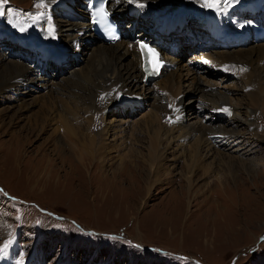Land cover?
<instances>
[{
    "label": "rangeland",
    "instance_id": "obj_1",
    "mask_svg": "<svg viewBox=\"0 0 264 264\" xmlns=\"http://www.w3.org/2000/svg\"><path fill=\"white\" fill-rule=\"evenodd\" d=\"M43 2L44 0H8L2 8L12 14L10 19L13 22L20 24L28 13L41 12ZM260 3L264 4V0ZM195 6L200 9V6ZM255 22L264 25V5H256L252 22L244 26L242 34L244 39L245 36L250 38L249 42L237 38V43H246L242 49L264 43V34L260 36L259 42L253 41ZM249 27L252 29L250 32ZM1 46L0 54L11 57ZM61 47L64 48L63 52L67 50L65 46ZM231 49L221 51H232ZM65 56V62L54 67L55 69H67L77 64L83 70L86 69L87 59L83 62L80 55H72L68 60V56ZM188 65L186 59L179 62L182 78L178 92L186 101L193 97L195 99L188 106L191 109L187 108V112H184L185 122L182 124L209 125V119L199 121L202 114L197 111V106L200 103L208 104L209 98H201L200 95L212 91L222 94L228 88L243 90V82L235 78L221 81L220 75H201L198 83V79H193L194 76L187 71ZM54 77L57 80L60 78L59 83L69 81L78 85L76 92L81 99L80 107L87 103L84 99L90 86L84 83L83 78L80 80L67 72L56 73ZM194 83H197L203 93H192ZM151 85L148 91L140 88L130 90L139 103H134V108L116 107L115 104L107 108L101 104L92 107L95 110L94 131L98 132L105 126L111 127V139L114 142L108 155V161L112 165L108 164L104 170L105 175L109 174L114 178H108L111 189L108 195L103 193L105 195L102 196L98 194L97 187L103 179L94 176L95 171L99 175L101 169L98 164L99 168L96 167L94 161L89 162L83 170L78 167L76 150L37 149L45 147L50 129L53 128H49V133L37 140L32 139L25 150H17L19 157H14L13 146L17 141L11 137L27 121H21L14 127L7 126L6 123L21 101L32 103L33 99L21 91L7 90L0 93V115L4 113L0 118V246L3 247L0 264H12L6 250L14 255L18 264H264V145L261 142L249 143L248 146L245 144L247 141L244 142L246 137L241 135L242 148L246 146L257 160V174L248 177L238 171L237 188H232L231 191L219 190L213 186L216 180L214 171L217 169L214 168L205 177H200L196 170L193 195L186 194V200L176 198L175 202L171 201L179 195L180 187L185 186L182 179L183 161L187 160L188 152L182 155L181 151L187 146L178 148V152L167 158V166L170 163L174 166L168 177L170 179L166 180L161 176L162 182L155 185L149 194L143 190L136 174L133 173V177L118 176L117 172V176L111 175V171L119 163L125 167L128 161H132V150H145L147 139L142 134L143 131L138 130L142 129V121L152 106L148 99L161 92V89H153ZM259 87H264V84L259 83L257 88ZM28 88L33 89L34 84H29ZM243 98L233 95L227 103L235 107L236 100L246 103ZM193 108L195 110L189 114ZM35 111H40L38 102L23 117L26 118ZM110 119L116 122L112 126L108 125ZM254 120L257 133L262 136L264 123L260 122L264 121V117L258 112ZM84 127L79 125L82 131ZM246 130L243 125L240 133H245ZM59 137L61 136L57 134L54 139L58 140ZM61 140L69 142L68 138ZM50 147L53 148V145ZM133 161L138 164L137 159ZM36 166L39 172L35 176L33 170ZM87 173L91 175L89 193L85 187H80L85 184ZM219 174L221 176L218 177L227 183L229 178H225L220 172ZM229 186L232 187L233 184L230 183ZM257 243L258 248L255 249ZM5 258L6 261L1 263Z\"/></svg>",
    "mask_w": 264,
    "mask_h": 264
},
{
    "label": "bare ground",
    "instance_id": "obj_2",
    "mask_svg": "<svg viewBox=\"0 0 264 264\" xmlns=\"http://www.w3.org/2000/svg\"><path fill=\"white\" fill-rule=\"evenodd\" d=\"M122 1L124 4L133 1L135 3L155 4L164 7H171L175 4L174 9L179 11L199 9L195 5L201 6L199 0ZM62 3L68 5V7H78L80 0H44L43 5L41 4L40 6L42 8L41 13L50 11L56 19V32L60 36V45L67 48L63 53L68 56V60L72 55L73 57L80 55L83 62L87 59L88 65L85 70L80 67V64L76 66L71 65L69 68L66 67L67 69L57 70L51 68L47 70L35 66L31 67L29 63H25L19 59H12L1 53L0 93L7 90H13L14 92L21 91L33 99L32 103L21 101L17 106L18 109L11 114V117L9 116V121L6 124L7 126L14 127V125L21 123V121H27L25 125L20 127L19 132L16 131L17 133L11 137H14L15 141H17L13 146L15 158L19 157L17 150H25V147L30 144L32 139L37 140L40 136L46 134L49 128H53L50 129V133L48 132L49 138L46 139L48 140L47 142L45 140V147L37 149L76 150L78 167H81L83 170L87 168L89 162L94 161L96 167H100L101 169L100 174L98 175V171H95L94 176L103 179L100 180L97 192L100 196L108 195L111 189L108 178L111 176L109 174L105 175L104 173L106 172L104 170L108 167V164L112 165L111 161H108V155L111 152V146L114 145V142L111 139V127L105 126L98 132L94 131L95 123L93 121V112L95 110L93 111L92 107L101 104L107 108L115 104L116 107L127 106L134 108L135 106L133 104L139 103L135 100V96L130 90L132 88H140L141 90L145 89L148 91L150 84L142 80L139 73L138 58L132 48H127L121 42L113 45H104L96 41L94 36L86 31L85 16L79 8L76 10L78 19L75 21L55 16L56 13L61 11L60 6ZM205 4L212 6L216 3L208 0ZM53 5L55 6L52 9ZM256 5L257 3H253L248 9L238 10L243 18L239 22L240 26L237 30V38L244 39L242 34L244 26L252 22ZM118 10H122L121 3L114 6V11L116 12ZM32 16H34V12L28 13L26 18ZM256 30H259L262 36L264 34V25L257 22L254 23L253 41L259 42L261 37L259 39L256 38ZM180 35L181 33L175 31L170 35L171 42L177 43V38L180 41ZM245 45L246 43L242 44L238 42L236 46L240 47L232 48V51L222 52L221 50L224 49H214L212 52L206 53L208 64L195 62L193 60L196 55L195 50L187 46L180 47L179 53L175 56H168L166 64L161 68L159 75L154 80H150L153 89H161V92L157 96L148 99L149 102H152V106L150 107L148 115L142 121V129L138 130L139 132L143 131L142 134L147 139L145 150L141 152L132 150L131 153L134 154L132 159H130L132 161H128L125 167L122 163H119L113 172L111 171V175H127L133 177L132 174L134 173L142 183L143 190L149 194L155 185L162 182L161 176H164L166 180L170 179L168 177L173 172L172 169L174 166L171 163L167 166L169 162L167 158L171 154H174V152H178L176 151L178 148L183 149L181 147L187 146L185 150L181 151L182 155L188 152L187 160L183 161L184 174L182 179L185 186L180 187L181 191L179 195L173 197L172 202H175L176 198H179L180 201L186 200V194L193 195L192 188L195 181H193V178L196 170L200 173V177H205L214 168L217 169V171H214L216 180L213 186L215 185L219 190L223 191H231L232 188H237L238 171H241L248 177L256 176L257 160L252 157L253 155L249 149H246V146L242 148V138H247H244V142L247 141L245 144L248 146L257 141L264 145V134L259 136L254 126V118L258 112L264 117V87L257 88L259 83L264 84V43L255 46L250 45L242 49ZM184 56L187 57L186 63L191 62L188 65L187 71L190 72L191 76H194L193 79H198V83L201 75H220L221 81L235 78L237 81L243 82L241 86H244L246 90H232L228 88L226 92L222 94L220 92L221 95L218 94L219 92L216 93V91L207 94L205 92L203 93V90H201L197 83L192 84L194 85L193 94H198L201 91L203 93L200 95L201 98L203 96L209 97L208 99L206 98L208 104L200 103L197 106L198 110L196 109L202 114L200 115L201 118L199 121L203 122V119H209V125L182 124V122H185L183 117L185 115L184 112H187V108L188 110L191 109L188 106L195 99L193 97L190 101H186L185 97H181L178 92L181 89L180 78H182L179 62ZM199 56L205 58L204 55ZM222 68H226L231 73L216 71ZM65 72L80 80L83 78L84 83L90 86L86 92V99H84L87 103L83 107H80L81 99H79L76 92L78 85L69 81L59 83L60 78L58 80L55 79L54 76L56 73ZM52 77L54 78L52 79ZM29 84H34V88H28ZM79 84L81 85V83ZM233 95L234 97L241 98L244 95L243 99L246 103H240L239 100H236L237 106H230L231 103L229 105L227 102H229V98H232ZM37 102L40 104V111H35L32 115L24 118L23 114L29 112L30 108ZM194 110L193 108L189 111V114ZM205 110L207 112H204ZM2 115H0V118H2ZM112 123H116H114V119L108 125L112 126ZM262 123L264 121L260 122V124ZM80 124L83 127L85 126L84 131L80 130ZM243 125L247 130L245 133H240V128ZM57 134L61 137L55 140L54 138ZM61 138H68L69 142H63ZM183 142L187 143L183 144ZM50 145H53V148ZM133 159H137L136 163L138 164H135ZM37 170L38 166L33 170L35 176L39 172ZM219 172L225 178H229L227 183H225L223 178L218 177L221 176ZM30 176L32 178L35 177L33 175ZM86 178L88 179L86 180ZM113 178L111 177V179ZM84 179L85 184L80 185V187H85L87 193H89L88 189L91 186V175H86ZM229 182L233 184L232 187L229 186ZM2 249L3 247L0 246V252ZM5 253H8L7 250ZM5 261L6 258L5 260L2 259L1 263Z\"/></svg>",
    "mask_w": 264,
    "mask_h": 264
},
{
    "label": "snow or ice",
    "instance_id": "obj_3",
    "mask_svg": "<svg viewBox=\"0 0 264 264\" xmlns=\"http://www.w3.org/2000/svg\"><path fill=\"white\" fill-rule=\"evenodd\" d=\"M8 0H0V16L5 15V11L3 10L2 6L6 4ZM212 3H217L218 0H211Z\"/></svg>",
    "mask_w": 264,
    "mask_h": 264
}]
</instances>
